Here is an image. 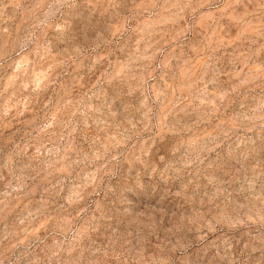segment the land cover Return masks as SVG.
<instances>
[{"label": "clouds", "instance_id": "clouds-1", "mask_svg": "<svg viewBox=\"0 0 264 264\" xmlns=\"http://www.w3.org/2000/svg\"><path fill=\"white\" fill-rule=\"evenodd\" d=\"M0 264H264V0H0Z\"/></svg>", "mask_w": 264, "mask_h": 264}]
</instances>
